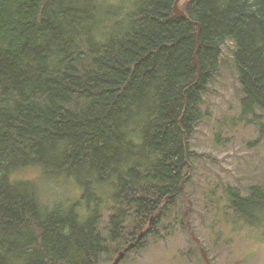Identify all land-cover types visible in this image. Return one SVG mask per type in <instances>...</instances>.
<instances>
[{
  "label": "trees",
  "instance_id": "1",
  "mask_svg": "<svg viewBox=\"0 0 264 264\" xmlns=\"http://www.w3.org/2000/svg\"><path fill=\"white\" fill-rule=\"evenodd\" d=\"M174 2L0 0V264H100L169 231L192 197L189 140L228 39L240 115L264 112V0H182L189 19ZM50 176L81 194L46 207L40 180ZM246 190L213 191L214 216H229L225 202L235 221L264 226V184Z\"/></svg>",
  "mask_w": 264,
  "mask_h": 264
},
{
  "label": "rangeland",
  "instance_id": "2",
  "mask_svg": "<svg viewBox=\"0 0 264 264\" xmlns=\"http://www.w3.org/2000/svg\"><path fill=\"white\" fill-rule=\"evenodd\" d=\"M222 49L220 70L202 105L207 115L189 140L195 161L191 162L193 181L186 187L192 193L190 206L194 210L190 222L195 225L212 264H264V226L251 227L235 221L225 202L223 210L229 216L224 212L214 216L217 210L209 201L213 191L216 196H223L227 185L246 194V187L264 184V112L257 111L258 116L240 115L243 95L234 62V41L228 39ZM34 174L30 172L28 177ZM40 185V199L48 208L73 202L81 194V188L66 177H46ZM186 204L180 201L166 222L169 231L164 228L161 234L144 238L142 245L133 247L119 264H206L199 246L180 225V212ZM78 205L81 209L85 206ZM110 214L103 212L99 221L104 237L109 234ZM215 218L219 223L212 227ZM123 247L119 246L111 259L106 257L100 264H112ZM113 248L118 246H110Z\"/></svg>",
  "mask_w": 264,
  "mask_h": 264
},
{
  "label": "water",
  "instance_id": "3",
  "mask_svg": "<svg viewBox=\"0 0 264 264\" xmlns=\"http://www.w3.org/2000/svg\"><path fill=\"white\" fill-rule=\"evenodd\" d=\"M181 1L182 0H175L174 5H173V12H174V14L176 16L189 19L190 17L186 13V11L183 8L180 7V2ZM197 25H198V32H197L198 46H197L196 51H195V54H194V62L196 64V66H199L197 54H198V51H199V49L201 47V29H202V25L199 22L197 23ZM179 124H180V126L182 128L181 119L179 120ZM184 135H185V138H186L187 137V133L184 132ZM184 185L185 184L183 182L182 186H184ZM190 204H191V199H190V197L188 195V204H187V206L185 208L183 220H184V222H185V224H186V226H187L190 234L192 235L193 239L199 244L200 252H201L204 260L206 261L207 264H212L211 263V260H210V258L208 256V253H207L205 247L203 246V243H202L201 238L196 235V233L192 229L191 223H190V221L188 219V216L187 215H188V212H189V206H190ZM143 234L144 233H140L139 234V236H138V238L136 240L137 242H140V240L143 237ZM135 246H136V242H133V243L129 244V246H127L125 249L121 250L120 253H119V255L116 257L115 261L112 264H119L121 262V260L123 259V257L125 256L126 252H128L130 249H132Z\"/></svg>",
  "mask_w": 264,
  "mask_h": 264
}]
</instances>
